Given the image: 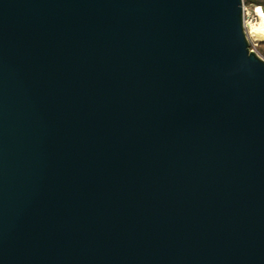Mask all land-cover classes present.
<instances>
[{
    "label": "water",
    "instance_id": "water-1",
    "mask_svg": "<svg viewBox=\"0 0 264 264\" xmlns=\"http://www.w3.org/2000/svg\"><path fill=\"white\" fill-rule=\"evenodd\" d=\"M243 0H0V264H264V60Z\"/></svg>",
    "mask_w": 264,
    "mask_h": 264
},
{
    "label": "rangeland",
    "instance_id": "rangeland-1",
    "mask_svg": "<svg viewBox=\"0 0 264 264\" xmlns=\"http://www.w3.org/2000/svg\"><path fill=\"white\" fill-rule=\"evenodd\" d=\"M244 8H245L244 23L246 21V22H251V23H253L255 25H258V26L261 25V23L263 22V18L261 17V14H259V13L256 12L257 11L256 10L257 8L250 9L249 7H245V6H244ZM244 31L246 33V38H247V41L249 43L250 49L259 58H261L262 60H264V54H262V52L260 50V46L264 45V41H254V40L251 39V37H249L246 28H244Z\"/></svg>",
    "mask_w": 264,
    "mask_h": 264
},
{
    "label": "bare ground",
    "instance_id": "bare-ground-1",
    "mask_svg": "<svg viewBox=\"0 0 264 264\" xmlns=\"http://www.w3.org/2000/svg\"><path fill=\"white\" fill-rule=\"evenodd\" d=\"M257 13L261 14V17L263 18V22L261 25H255L251 22L244 23L245 28L247 29L249 37H251L254 41H264V13L260 11L259 8L256 9Z\"/></svg>",
    "mask_w": 264,
    "mask_h": 264
},
{
    "label": "trees",
    "instance_id": "trees-1",
    "mask_svg": "<svg viewBox=\"0 0 264 264\" xmlns=\"http://www.w3.org/2000/svg\"><path fill=\"white\" fill-rule=\"evenodd\" d=\"M243 4L250 9L261 8L260 11L264 13V0H243ZM260 50L264 54V45L260 46Z\"/></svg>",
    "mask_w": 264,
    "mask_h": 264
},
{
    "label": "built area",
    "instance_id": "built-area-1",
    "mask_svg": "<svg viewBox=\"0 0 264 264\" xmlns=\"http://www.w3.org/2000/svg\"><path fill=\"white\" fill-rule=\"evenodd\" d=\"M244 13H245V8H244Z\"/></svg>",
    "mask_w": 264,
    "mask_h": 264
}]
</instances>
